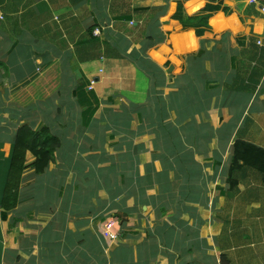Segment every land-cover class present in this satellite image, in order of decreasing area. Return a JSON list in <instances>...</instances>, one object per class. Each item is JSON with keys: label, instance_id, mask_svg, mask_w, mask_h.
I'll list each match as a JSON object with an SVG mask.
<instances>
[{"label": "crops", "instance_id": "obj_1", "mask_svg": "<svg viewBox=\"0 0 264 264\" xmlns=\"http://www.w3.org/2000/svg\"><path fill=\"white\" fill-rule=\"evenodd\" d=\"M222 1L198 37L175 0H0V202L20 127L62 142L0 206V264H264L263 176L228 180L237 139L264 148V0Z\"/></svg>", "mask_w": 264, "mask_h": 264}, {"label": "trees", "instance_id": "obj_2", "mask_svg": "<svg viewBox=\"0 0 264 264\" xmlns=\"http://www.w3.org/2000/svg\"><path fill=\"white\" fill-rule=\"evenodd\" d=\"M208 1L205 7L194 15H188L184 10L185 0H175L177 6L176 11L171 19L180 23L182 30H194L198 37L211 32L209 19L217 12L230 13V10L224 6L222 0H218L216 4ZM127 18H130L127 16ZM94 30V29H93ZM92 31V30H91ZM162 32V31H161ZM161 42L153 43L152 37L148 38L149 48H154L156 45L166 41L167 35L162 32ZM95 37V36H94ZM98 37V36H96ZM122 58V57H121ZM149 74V72H148ZM46 93L39 86L34 84L29 90L22 88L16 91L12 96L20 100L22 106H30L35 99L45 97ZM99 101L95 97V107H98ZM92 107L89 106L88 110ZM62 142L48 126L34 128L30 125L20 127L11 145V150L8 156L9 164L5 185L3 187L0 206L3 217H6L8 212L15 209L18 205L19 190L22 184V177L28 168L34 169L37 176L44 174L51 163L55 162V154L61 148ZM30 152L34 160L27 163V153ZM252 167L261 172L264 180V148L253 143L237 139L232 147V154L229 164L228 180L231 186H234L237 181L233 177L234 172L243 167ZM227 263L225 258L222 259V264Z\"/></svg>", "mask_w": 264, "mask_h": 264}, {"label": "built area", "instance_id": "obj_3", "mask_svg": "<svg viewBox=\"0 0 264 264\" xmlns=\"http://www.w3.org/2000/svg\"><path fill=\"white\" fill-rule=\"evenodd\" d=\"M255 2L256 0H252ZM100 28H95L93 30L94 36H100ZM102 234L105 237V239H108L110 241H117L120 238V231H119V223L115 218L110 219L104 224V227L102 229Z\"/></svg>", "mask_w": 264, "mask_h": 264}]
</instances>
